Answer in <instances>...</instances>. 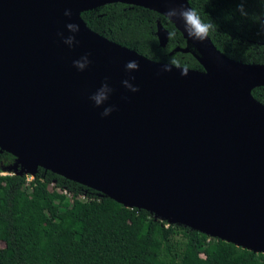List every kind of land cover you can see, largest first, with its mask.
I'll return each instance as SVG.
<instances>
[{
  "label": "water",
  "instance_id": "water-1",
  "mask_svg": "<svg viewBox=\"0 0 264 264\" xmlns=\"http://www.w3.org/2000/svg\"><path fill=\"white\" fill-rule=\"evenodd\" d=\"M116 2L163 16L191 7L189 0H0V151L15 157L9 170L41 167L125 207L264 253V104L251 94L264 85V64L228 58L173 18L202 70L162 72L165 63L92 31L81 17ZM66 23L80 28L71 48L57 36L73 35ZM155 34L165 46L159 20ZM86 53L91 63L78 71L73 61ZM129 60L139 70L126 72ZM129 76L139 91L123 87ZM105 78L114 91L95 107L89 96ZM109 105L115 111L101 116Z\"/></svg>",
  "mask_w": 264,
  "mask_h": 264
},
{
  "label": "trees",
  "instance_id": "trees-1",
  "mask_svg": "<svg viewBox=\"0 0 264 264\" xmlns=\"http://www.w3.org/2000/svg\"><path fill=\"white\" fill-rule=\"evenodd\" d=\"M240 2L189 0L204 22L214 24L208 37L220 52L236 62L264 64V33L255 22L264 0H245L247 17L237 11ZM81 17L92 31L151 60L202 70L194 47L154 10L116 2ZM157 20L168 31L165 46L155 34ZM251 94L264 104V85ZM14 163L12 154L0 151V171L11 172L0 174V264H264V253L125 207L41 167L27 184L24 174L9 171Z\"/></svg>",
  "mask_w": 264,
  "mask_h": 264
},
{
  "label": "clouds",
  "instance_id": "clouds-1",
  "mask_svg": "<svg viewBox=\"0 0 264 264\" xmlns=\"http://www.w3.org/2000/svg\"><path fill=\"white\" fill-rule=\"evenodd\" d=\"M244 2L245 0H241L240 4L237 7V11L242 17H247L249 14L245 10ZM64 16L70 18L72 16V10L65 9ZM165 16L171 22H173V18L182 20L184 31L187 32L189 38L195 41L203 42L206 38H208L210 31H212L215 27L212 22H204L195 9L191 7H185L183 4H181L178 8L168 9V11L165 13ZM255 22L259 23L261 32L264 33V12H261L258 16H256ZM65 28L69 33H72L73 35L65 36L63 32H58L57 36L60 37L62 43L71 48L74 46V44L78 43L74 34L78 33L80 28L76 23H66ZM90 63L91 61L89 60V54L86 53L80 56L79 59L74 60L73 66L78 71H84ZM124 68L126 72L137 71L139 70V64L136 60H129L125 63ZM173 68L179 69L182 76H186L188 73L186 68H179V62L176 60H170L169 62L165 63L162 66L161 71L170 72ZM134 79V76H129L127 79L122 80L121 84L127 90L131 92H137L139 91L138 86H135L130 82ZM113 91L114 89L109 86L107 78H105V82L102 83L101 86L89 96V99L93 102L95 107H101L105 104L106 101H108ZM113 111H115V106L109 105L107 107H104L103 111L100 114L101 116L106 117L109 116Z\"/></svg>",
  "mask_w": 264,
  "mask_h": 264
},
{
  "label": "built area",
  "instance_id": "built-area-1",
  "mask_svg": "<svg viewBox=\"0 0 264 264\" xmlns=\"http://www.w3.org/2000/svg\"><path fill=\"white\" fill-rule=\"evenodd\" d=\"M6 173L11 174V172H2V171H0V174H6ZM12 173L17 174L16 171H15V172H12ZM24 175H25V177H26V182H27V184H28V181H30L31 179L34 178V176H33L31 173H28V172H24ZM53 184H54L53 182L50 183V185H53ZM60 191H61L62 193H64V194H66V195L69 194L68 191H67V189L64 188V187H63L62 189H60Z\"/></svg>",
  "mask_w": 264,
  "mask_h": 264
},
{
  "label": "bare ground",
  "instance_id": "bare-ground-1",
  "mask_svg": "<svg viewBox=\"0 0 264 264\" xmlns=\"http://www.w3.org/2000/svg\"><path fill=\"white\" fill-rule=\"evenodd\" d=\"M9 171H13V172H15V170H9ZM4 172V171H3ZM17 172V171H16ZM18 174V173H17ZM24 174V173H23Z\"/></svg>",
  "mask_w": 264,
  "mask_h": 264
},
{
  "label": "rangeland",
  "instance_id": "rangeland-1",
  "mask_svg": "<svg viewBox=\"0 0 264 264\" xmlns=\"http://www.w3.org/2000/svg\"><path fill=\"white\" fill-rule=\"evenodd\" d=\"M3 172V171H2ZM5 172V171H4Z\"/></svg>",
  "mask_w": 264,
  "mask_h": 264
}]
</instances>
